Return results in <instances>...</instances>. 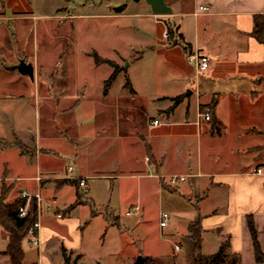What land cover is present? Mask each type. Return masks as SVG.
<instances>
[{
    "label": "crops",
    "instance_id": "crops-1",
    "mask_svg": "<svg viewBox=\"0 0 264 264\" xmlns=\"http://www.w3.org/2000/svg\"><path fill=\"white\" fill-rule=\"evenodd\" d=\"M165 1L173 13L153 14L164 18L158 20L165 25L157 20L162 26L157 51L168 71L165 82H176L172 95L164 96L158 89L139 90L130 83L124 86L127 96L116 97L111 90L118 75L106 89L113 70L93 97L87 77L76 87L74 71L67 76L59 74L64 49L58 58L50 55L49 66L39 58L29 62L34 65L35 84L40 74L51 79V88H33L35 107L44 104L47 116L43 125L33 128L15 113L9 124L12 135L0 138V185L11 189L6 203H15L23 192L40 194L43 214L48 205L53 209L65 187H75L76 194L71 204L54 210L56 222L65 231L50 229L42 219V250L27 245L26 249L29 238L25 240L24 264H53L51 258L58 249L64 264V249L72 262L83 264L85 233L95 222L105 224L107 233L117 230L112 234L119 244L110 252L114 264H132L141 254L170 259L169 244L175 252L184 253L180 258L186 260L196 246L188 227L198 216L205 255L216 253L228 236L229 252L240 256L241 264H260L255 259L248 218L254 221L264 253V45L252 36L254 17L264 14V0ZM200 6L209 10L199 12ZM7 19L6 0H0V21ZM167 27L175 33L170 41L164 37ZM192 51L211 59L208 71L200 77L188 62ZM94 53L101 57L95 51L87 53L88 57L97 68L102 67L95 63ZM1 82L5 94V69ZM46 90L48 95L41 96ZM4 94L0 89V97ZM178 97L181 101L173 107V99ZM17 98L22 101L26 97ZM214 99L218 101L214 117L220 123V134L212 121L200 118L202 107ZM2 114L7 117V112ZM155 119L162 124L154 126ZM70 166L73 172L68 174ZM173 176L186 180L171 187L169 178ZM81 180L86 182L84 187L79 185ZM96 184L101 185L102 196ZM48 193H53L54 201L44 206ZM173 193L183 196L186 204L172 212L170 222L161 227V202ZM79 194L84 196L82 205L103 203L104 213L93 211L84 218L77 215L81 205L70 206ZM115 196L127 207L124 217L107 214V210L114 211ZM192 201L194 208L187 207ZM135 206H140V214L128 216ZM59 211H63L61 217ZM3 234L6 244L0 254L3 264H8L4 252L9 236L5 230ZM32 250L35 259L28 256Z\"/></svg>",
    "mask_w": 264,
    "mask_h": 264
},
{
    "label": "rangeland",
    "instance_id": "rangeland-1",
    "mask_svg": "<svg viewBox=\"0 0 264 264\" xmlns=\"http://www.w3.org/2000/svg\"><path fill=\"white\" fill-rule=\"evenodd\" d=\"M6 14L8 19L0 21V45L2 44L0 74L2 75L5 69L8 78L5 94L2 93L3 84L0 83L1 94H4L0 97V138L12 135L13 129L9 124L13 122L15 113L33 128L36 124H44L47 116L46 106L41 104V107H35L33 88L35 85L48 87L49 83L52 84L51 79L40 74L39 81L37 80L35 84L29 76L22 75L17 66L22 61L28 60V63H33L38 58L49 66L50 55H57L58 58V52L62 53V49L65 55L59 61V74L67 76L70 71H74L73 85L76 87L83 83L84 77H87L92 82L93 97L95 93L100 92L103 82L114 70L108 65L97 68L87 54L94 51L103 58L115 60L114 63L120 65V72L112 86V95L127 96L128 91L124 86L128 83L139 90L158 89L157 92L164 96L176 92V82H165L168 71L162 65L161 54L157 51L162 36V26L158 21L165 25L158 19L164 18L157 19L145 0H6ZM73 24L76 27H73ZM24 27H27V30ZM166 30L167 28L165 32ZM46 93L47 90L40 95L46 96L48 95ZM21 95L26 97L22 101L17 98ZM3 97L6 100H3ZM3 112H7V117L4 116L6 119ZM2 187L0 185V193ZM96 187L99 196H102L101 185L96 184ZM52 194L48 193L49 199H44V206L51 200L54 201ZM75 194V187H65L56 197L53 209L46 208L47 212L44 211L43 214L41 211L40 221L43 219L45 223L47 222L50 229L65 231L56 222L54 210L57 206L71 204ZM113 202L111 207L114 211L111 213L107 210V214L112 218L114 215L124 217L127 207L120 203L118 196H115ZM182 203L186 204L183 196L180 197L177 193L167 194L161 202L159 212L172 216V212L177 213ZM187 207L194 208V201ZM104 208V204L97 201L95 206L92 203L79 206L76 214L82 218L93 211L103 214ZM62 212L59 211L58 216ZM101 224L102 222H95L87 228L84 238L87 254L83 264H97L96 260L100 264H114V261L110 260V252L119 244L112 234L117 230L107 233L105 224L103 226ZM3 233L4 229L0 226V252L4 250L6 244ZM26 245L32 248L31 243H25V248L28 249ZM169 246L170 261L176 258L177 264H188L186 260L180 258L184 253L175 252L170 244ZM42 247L41 241V250ZM205 252L216 251L206 249ZM28 256L35 259L37 255L32 250ZM51 259L54 261L53 264H64L59 249ZM3 262L0 254V264Z\"/></svg>",
    "mask_w": 264,
    "mask_h": 264
},
{
    "label": "trees",
    "instance_id": "trees-1",
    "mask_svg": "<svg viewBox=\"0 0 264 264\" xmlns=\"http://www.w3.org/2000/svg\"><path fill=\"white\" fill-rule=\"evenodd\" d=\"M167 30L171 34L172 38H175L174 31L167 27ZM252 36L261 44L264 45V14L256 15L254 17V30ZM95 63L97 65L109 64L114 68V72L106 82V89L115 80L120 72V67L114 62L99 57L96 53L93 55ZM130 86V83H128ZM175 107L181 101V97L173 99ZM218 101L214 99L210 105L204 106L201 109V113H208L211 116V121L214 130L217 134L221 133V126L217 119L214 117V111ZM22 149V147L19 145ZM148 154H150L148 147ZM151 160V158H150ZM74 185H78L76 182H72ZM11 192L10 188L2 187L0 193V226L6 231L9 236V244L4 252V255L8 258V264H24L25 251L24 242L28 238L30 230L35 226L38 221V204L37 200L33 198L29 204L27 215L23 218L19 216L21 207L26 205L25 199H19L13 204H7L6 200ZM83 197L79 194L76 202L70 206V209L76 206L84 204ZM248 227L252 236L255 259L257 263L264 264V253L261 250L260 243L258 241V233L255 228L252 217L248 218ZM189 237L195 241L196 246L192 256L186 259L188 264H241V258L238 255L229 252V237L226 236L221 242L219 250L212 255H205L203 253V228L201 217L198 216L188 227ZM64 259L66 264H77L72 262L71 257L67 250H63ZM177 264V259H160L152 256L139 255L132 264Z\"/></svg>",
    "mask_w": 264,
    "mask_h": 264
},
{
    "label": "built area",
    "instance_id": "built-area-1",
    "mask_svg": "<svg viewBox=\"0 0 264 264\" xmlns=\"http://www.w3.org/2000/svg\"><path fill=\"white\" fill-rule=\"evenodd\" d=\"M209 10V8L207 6H200L199 7V12H207ZM164 37L166 39H172L171 34L169 33L168 30H166V32H164ZM188 62L195 68L196 74L200 77L202 76L204 73H206L210 67V63H211V59L201 53L200 51H192L191 53L188 54ZM200 118L203 119L204 121L207 122H211V116L208 113H201L200 114ZM154 126H158L161 125L162 122L159 119H155L152 123ZM149 161V159L147 160ZM68 174H71L73 172V167H68L67 169ZM258 173H262L261 170H258ZM186 180V177L184 176H173L169 178V185L171 187H175L177 186L180 182H183ZM79 185L81 187H84L86 185L85 180H81ZM35 198L37 200V204H38V221L35 224V226L30 230L29 232V243L32 244L33 248H36L37 250L41 249V239L39 236V231H40V226H41V222H40V214H41V195L40 194H29L27 192H23L21 194V199H25L26 200V205L24 207L20 208L19 211V216L21 218L25 217L27 215L28 212V208H29V204L31 202V200ZM48 209L51 208V205L47 206ZM141 211L140 206H135L132 207L130 209V211L127 212V215H139ZM58 217H61V215H59ZM171 220V216L168 213H162L161 214V227H166L167 224L170 222ZM176 250L179 251L180 248L176 247ZM40 264V263H38Z\"/></svg>",
    "mask_w": 264,
    "mask_h": 264
},
{
    "label": "water",
    "instance_id": "water-1",
    "mask_svg": "<svg viewBox=\"0 0 264 264\" xmlns=\"http://www.w3.org/2000/svg\"><path fill=\"white\" fill-rule=\"evenodd\" d=\"M150 6L156 16H165L173 13L172 8L166 3L165 0H145ZM17 70L25 76H29L32 80L35 78V69L32 63L22 61Z\"/></svg>",
    "mask_w": 264,
    "mask_h": 264
}]
</instances>
